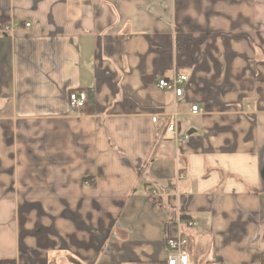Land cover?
Masks as SVG:
<instances>
[{"label":"crops","instance_id":"obj_1","mask_svg":"<svg viewBox=\"0 0 264 264\" xmlns=\"http://www.w3.org/2000/svg\"><path fill=\"white\" fill-rule=\"evenodd\" d=\"M179 221L264 264V0H0V263L140 264Z\"/></svg>","mask_w":264,"mask_h":264},{"label":"built area","instance_id":"obj_2","mask_svg":"<svg viewBox=\"0 0 264 264\" xmlns=\"http://www.w3.org/2000/svg\"><path fill=\"white\" fill-rule=\"evenodd\" d=\"M28 26V25H26ZM188 84V78L185 75L176 74L170 79L160 78L156 82V86L161 91H170L173 93L175 103L183 98L185 87ZM87 102V92L77 91L68 95V105L72 110L80 111L84 109ZM203 110L197 105H190L189 113L193 116L202 114ZM177 112L171 113L167 119H164L166 134L169 135V139L176 144L186 143L189 139V135H181L177 129ZM160 121V117L154 116L152 123L157 124ZM187 228H191L194 224L191 221L183 222ZM181 222H177L178 231L174 235H167L164 239V254L162 257L143 264H193L187 247L188 239L181 232ZM14 264V263H3ZM136 264V263H135ZM138 264V263H137ZM220 264V263H212Z\"/></svg>","mask_w":264,"mask_h":264},{"label":"rangeland","instance_id":"obj_3","mask_svg":"<svg viewBox=\"0 0 264 264\" xmlns=\"http://www.w3.org/2000/svg\"><path fill=\"white\" fill-rule=\"evenodd\" d=\"M196 230V229H195ZM186 236L188 238H190L191 242H192V237H189V233L191 232H194V229H189L186 231ZM193 235V234H192ZM197 240V237H194L193 238V243L195 245V242ZM190 242V243H191ZM194 250L191 252V261L193 264H205L206 260H205V257L204 255L206 254L205 250L203 249H198V248H193ZM188 250V249H187ZM106 261L105 259V255L104 256H101L100 259L98 260V264H104ZM140 264H143V263H140Z\"/></svg>","mask_w":264,"mask_h":264},{"label":"trees","instance_id":"obj_4","mask_svg":"<svg viewBox=\"0 0 264 264\" xmlns=\"http://www.w3.org/2000/svg\"><path fill=\"white\" fill-rule=\"evenodd\" d=\"M149 198H150V200L152 201V202H154L156 205L158 204L157 202H156V200L152 197V196H149ZM182 221H184V222H187V221H189V219L187 218V217H182ZM8 263H10V262H8ZM0 264H3V263H0Z\"/></svg>","mask_w":264,"mask_h":264}]
</instances>
